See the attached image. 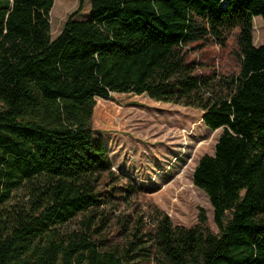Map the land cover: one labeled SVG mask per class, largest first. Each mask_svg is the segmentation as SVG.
Returning <instances> with one entry per match:
<instances>
[{
  "label": "trees",
  "instance_id": "16d2710c",
  "mask_svg": "<svg viewBox=\"0 0 264 264\" xmlns=\"http://www.w3.org/2000/svg\"><path fill=\"white\" fill-rule=\"evenodd\" d=\"M54 1H0V264H264V43L253 35L264 0H90L89 17L72 14L53 37ZM233 31L240 70L218 94L189 47L226 46ZM112 92L200 107L223 129L193 173L219 233L204 211L186 227L157 209L123 245L97 237L113 164L92 118Z\"/></svg>",
  "mask_w": 264,
  "mask_h": 264
},
{
  "label": "rangeland",
  "instance_id": "374dc122",
  "mask_svg": "<svg viewBox=\"0 0 264 264\" xmlns=\"http://www.w3.org/2000/svg\"><path fill=\"white\" fill-rule=\"evenodd\" d=\"M80 5L81 0L54 1L49 16L53 37L60 34L72 14L77 19L89 17L90 0H83L82 8ZM253 25L254 44L260 46L264 21L254 17ZM189 48L196 72L210 77L211 87L225 94L226 80L240 70L237 32L229 35L226 46L201 40ZM96 101L92 126L113 164L99 187L100 197L107 202L100 209L105 221H97V237L109 239L111 245H123L135 228L154 226L157 209L168 214L174 224L186 227L199 224L204 211L205 225L219 233L214 208L208 195L194 184L193 173L205 154L215 153L223 129L208 128L200 107L157 101L147 94L112 92L110 98L97 96ZM17 194L26 199L23 191ZM81 219L69 222L65 229H79Z\"/></svg>",
  "mask_w": 264,
  "mask_h": 264
},
{
  "label": "bare ground",
  "instance_id": "6f19581e",
  "mask_svg": "<svg viewBox=\"0 0 264 264\" xmlns=\"http://www.w3.org/2000/svg\"><path fill=\"white\" fill-rule=\"evenodd\" d=\"M53 17V16H52Z\"/></svg>",
  "mask_w": 264,
  "mask_h": 264
}]
</instances>
